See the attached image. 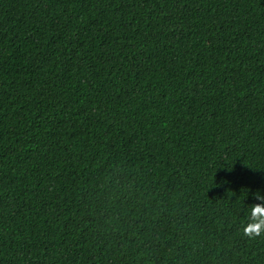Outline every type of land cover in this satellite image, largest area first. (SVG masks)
Masks as SVG:
<instances>
[{
  "label": "trees",
  "instance_id": "obj_1",
  "mask_svg": "<svg viewBox=\"0 0 264 264\" xmlns=\"http://www.w3.org/2000/svg\"><path fill=\"white\" fill-rule=\"evenodd\" d=\"M260 204L264 0H0V264H264Z\"/></svg>",
  "mask_w": 264,
  "mask_h": 264
},
{
  "label": "clouds",
  "instance_id": "obj_2",
  "mask_svg": "<svg viewBox=\"0 0 264 264\" xmlns=\"http://www.w3.org/2000/svg\"><path fill=\"white\" fill-rule=\"evenodd\" d=\"M259 208L261 211L256 212V209ZM256 212L255 216H252V213ZM250 220L247 221L244 225L243 232L249 237H256L264 234V204L253 205L249 209ZM258 225V227H257Z\"/></svg>",
  "mask_w": 264,
  "mask_h": 264
}]
</instances>
